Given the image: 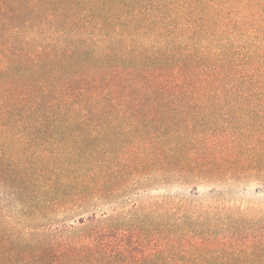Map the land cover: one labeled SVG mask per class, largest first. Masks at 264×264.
Listing matches in <instances>:
<instances>
[{"label":"trees","instance_id":"obj_1","mask_svg":"<svg viewBox=\"0 0 264 264\" xmlns=\"http://www.w3.org/2000/svg\"><path fill=\"white\" fill-rule=\"evenodd\" d=\"M250 179L264 0H0V264H264Z\"/></svg>","mask_w":264,"mask_h":264},{"label":"rangeland","instance_id":"obj_2","mask_svg":"<svg viewBox=\"0 0 264 264\" xmlns=\"http://www.w3.org/2000/svg\"><path fill=\"white\" fill-rule=\"evenodd\" d=\"M260 182L261 181L258 179H250L232 184L224 187L219 196H213L209 192L205 191L208 187L206 188L201 186V192L198 197L207 201L219 197L223 200H227L228 202H234L242 208H247L254 213L260 212L262 213L261 215L264 216V184H261ZM180 191L186 192L185 189Z\"/></svg>","mask_w":264,"mask_h":264}]
</instances>
